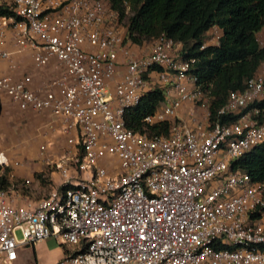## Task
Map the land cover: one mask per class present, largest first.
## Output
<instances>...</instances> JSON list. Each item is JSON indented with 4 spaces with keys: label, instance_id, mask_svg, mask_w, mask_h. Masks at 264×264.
<instances>
[{
    "label": "built area",
    "instance_id": "built-area-1",
    "mask_svg": "<svg viewBox=\"0 0 264 264\" xmlns=\"http://www.w3.org/2000/svg\"><path fill=\"white\" fill-rule=\"evenodd\" d=\"M4 1L14 14L0 17V97L50 111L67 145L61 184L36 205L15 206L0 188V264L48 238L68 248L56 264H264V180L235 167L264 143L253 106L264 100V62L212 118L197 58L166 34L142 53L108 0ZM221 38L214 26L201 48ZM26 50L36 70L55 60L61 73L34 89L31 73L4 72ZM158 86L164 100L142 130L130 127L127 112Z\"/></svg>",
    "mask_w": 264,
    "mask_h": 264
},
{
    "label": "trees",
    "instance_id": "trees-1",
    "mask_svg": "<svg viewBox=\"0 0 264 264\" xmlns=\"http://www.w3.org/2000/svg\"><path fill=\"white\" fill-rule=\"evenodd\" d=\"M128 27L129 37L138 46L153 42L162 34L182 44L184 57L197 58L199 83L210 89L212 118L231 91L242 90L264 62V45L257 35L264 29V0H108ZM127 9L131 11L126 20ZM13 7L0 0V17H12ZM214 26L222 31L220 45L202 49L206 33ZM164 100L158 86L140 104L127 112V122L136 130ZM261 109L264 100L253 104ZM1 110V105H0ZM235 117H224L223 121ZM153 134L167 132V126L150 127ZM235 167L255 181L264 180V143L240 158ZM9 169L0 175V188L8 187Z\"/></svg>",
    "mask_w": 264,
    "mask_h": 264
},
{
    "label": "crops",
    "instance_id": "crops-1",
    "mask_svg": "<svg viewBox=\"0 0 264 264\" xmlns=\"http://www.w3.org/2000/svg\"><path fill=\"white\" fill-rule=\"evenodd\" d=\"M151 46L152 42L141 46L142 53L148 52L147 48L151 49ZM14 57L18 68L9 70L7 63L3 61L1 64L4 72L15 77L24 72L31 73V86L34 89H41L50 77L61 73L55 60L47 69L36 70L31 50L17 53ZM0 105V145H4L0 157L6 158L5 164L10 169V179L18 182L10 191L12 203L18 207L36 205L44 198L41 196V179L50 175L52 190L61 184L60 171L51 169L62 157V150L67 145L66 136L61 131V123L50 111L23 110L6 95L0 97ZM189 106L186 104L180 110L182 117H186ZM21 186L25 187L26 191ZM67 251L68 248L60 245L54 238H48L33 245L20 246L18 259L13 264H56Z\"/></svg>",
    "mask_w": 264,
    "mask_h": 264
},
{
    "label": "rangeland",
    "instance_id": "rangeland-1",
    "mask_svg": "<svg viewBox=\"0 0 264 264\" xmlns=\"http://www.w3.org/2000/svg\"><path fill=\"white\" fill-rule=\"evenodd\" d=\"M126 12H127V16L125 17V19L128 20L129 19V16L131 15V11L129 9H127ZM257 37H258L261 45H264V29L258 33ZM146 44H150V42H148ZM146 46H149V45H146ZM147 51H150V47L147 48ZM2 143L4 144V141H2ZM3 147H4V145H0V154H1V152H3ZM0 159H1L0 160V175H2V174L5 173L6 169H9V168L5 164L6 163V158L3 157V156H1ZM51 170L52 171H57V168L54 166L53 169H51ZM50 173H51V171H50ZM9 174H10V169H9ZM9 174H8L9 184H8V187L4 189L8 193H10L11 188H13L14 186H17L18 185V182H15V180L10 179ZM50 178H51V176L50 175L49 176L47 175L43 179H41L40 182L42 184V189H43V192H42L41 196L46 197V196L49 195V192H51L52 187L50 186V184L52 182L50 181ZM22 189L26 191V188L25 187H22ZM27 190H30V189H27ZM10 195H11V193H10ZM17 237L18 238H21V232H17ZM68 247H70V246H68Z\"/></svg>",
    "mask_w": 264,
    "mask_h": 264
},
{
    "label": "bare ground",
    "instance_id": "bare-ground-1",
    "mask_svg": "<svg viewBox=\"0 0 264 264\" xmlns=\"http://www.w3.org/2000/svg\"><path fill=\"white\" fill-rule=\"evenodd\" d=\"M1 160V159H0Z\"/></svg>",
    "mask_w": 264,
    "mask_h": 264
}]
</instances>
